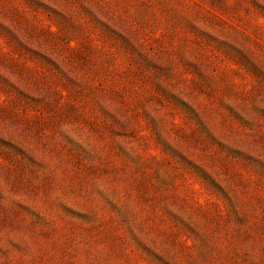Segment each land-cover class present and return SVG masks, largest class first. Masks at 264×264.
<instances>
[{
	"label": "rangeland",
	"instance_id": "rangeland-1",
	"mask_svg": "<svg viewBox=\"0 0 264 264\" xmlns=\"http://www.w3.org/2000/svg\"><path fill=\"white\" fill-rule=\"evenodd\" d=\"M0 264H264V0H0Z\"/></svg>",
	"mask_w": 264,
	"mask_h": 264
}]
</instances>
